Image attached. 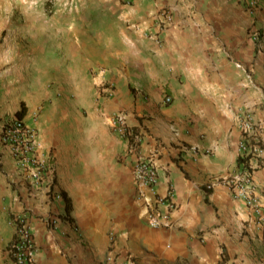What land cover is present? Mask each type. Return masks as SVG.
Masks as SVG:
<instances>
[{
  "label": "crops",
  "instance_id": "crops-1",
  "mask_svg": "<svg viewBox=\"0 0 264 264\" xmlns=\"http://www.w3.org/2000/svg\"><path fill=\"white\" fill-rule=\"evenodd\" d=\"M0 1L13 14L16 0ZM76 1V12L58 13L49 28L6 31L20 40L17 46L8 37L0 39L1 63L12 53L20 73L29 64L36 68L37 83H48L52 98L82 102L105 79L114 84L117 101L128 99L134 88L137 111L152 117L144 122L149 131L143 150L155 156L157 192L164 195L172 187L175 208L171 227L152 228L145 220L147 206L137 196L130 219L110 225L93 216L88 202L81 211L73 198L67 205L63 193H72L61 179L54 185L61 199L51 201L45 189L28 186L18 175L22 199L11 194L10 205L25 204L34 212L30 223L38 264H102L108 255L122 259L128 253L137 264H264V229L251 221L249 209L223 180L241 166L243 113L258 122L256 136L264 144V35L261 45L248 39L246 0ZM255 13L264 22V0ZM58 18L66 20L60 27ZM41 33L48 36L43 46L21 43ZM231 53L255 73V89L246 88L233 71ZM165 95L171 103L163 102ZM78 161L72 168V159H59V169L64 164L69 178L79 179L74 173L88 163ZM254 172L264 206V159ZM50 211L58 213L56 220H47ZM4 254L0 264H16Z\"/></svg>",
  "mask_w": 264,
  "mask_h": 264
},
{
  "label": "rangeland",
  "instance_id": "rangeland-1",
  "mask_svg": "<svg viewBox=\"0 0 264 264\" xmlns=\"http://www.w3.org/2000/svg\"><path fill=\"white\" fill-rule=\"evenodd\" d=\"M61 1L26 0V2L20 1L19 3V0H16L19 4L13 2L15 8L11 15L8 14V3L0 1V12L3 13L0 15V31L2 26L7 29L0 32L1 41L8 37L10 42L15 41L16 45L19 46L18 35L16 36L15 33L9 35L6 31L18 27L30 29L37 25L39 28H49L51 26L47 24L51 23L52 17L58 13L76 12L75 5L71 9L73 4L65 3L66 1L71 2V0H63L62 4ZM32 2L33 4H31ZM32 11L40 12L41 15L31 17L29 13ZM249 14L251 21L248 24L247 37L251 40L250 31L258 25L262 36L258 45H261L264 35V22L260 21L257 13L252 14L249 11ZM65 21L58 18V21H55L57 22L55 26L60 27V23ZM46 40H48L47 33H41L38 36H31L30 34L23 37L21 43L26 47L32 43L43 46L42 43H45ZM232 53L229 59L233 71L239 72L241 80L247 85H244L246 88L255 89L253 84L247 83L246 73L237 67L236 62H242L251 72L250 67ZM7 54L9 60L1 63L5 52L0 50V130L3 120L19 116L18 110L22 109L24 103L27 108L24 117L27 122L38 128L39 140L43 145V157L48 159L52 165L53 173H55L53 185L57 183L58 178L64 183L66 182L70 193H72L70 200L71 198L74 199L80 211L83 209V205L88 202L92 206L93 216L97 220L110 223V225L117 221L129 220L135 203L134 200H137L138 196V188L133 175L135 160L155 159L153 153H146L143 150L144 136L149 131L144 122L149 123L152 117L137 111L136 107L139 101L135 95V89H131L128 99H121L123 102L117 101L114 99V84L109 79H105L96 86L95 93H91L82 102L66 100L59 95L52 98L50 92L48 93L50 85L42 82L37 83L38 78L34 76L38 73L36 68H31L29 64L28 68L25 67L26 69L20 73L21 69L16 65V58L13 57L12 53ZM251 73L255 77V73L253 71ZM40 80L43 78L40 77ZM142 98L146 100V97ZM100 103L104 109H101ZM119 111L124 112L128 126L133 131L131 136H127L128 138L119 135L111 124L110 117ZM134 123H138V125ZM124 139L128 140L125 141ZM9 159L14 158L0 143V252L6 254L7 258L5 259L15 263L9 253V245L16 235V226L12 220L16 215L27 214L26 212L29 213L31 219L34 212L25 204L19 209L15 207V204L10 205L11 194H13L12 198L17 195L21 200L22 197L19 189L21 181L17 180L18 175H20L19 170L15 161L13 160L14 165L12 166ZM59 159L60 161L72 159V168L78 167V160H81L88 163L87 169L81 173H74L79 176V179H70L72 173H69L64 164H61L62 169H59ZM80 164L81 168H85L83 163ZM59 171L62 175L60 177ZM26 183L31 186L28 181ZM51 189L50 192L46 191V194L49 195L47 199L51 201L61 199L58 190L54 189L53 186ZM6 202L8 203L7 208H5ZM82 213L87 215V212L83 211ZM55 216H58V213L50 211L45 217L50 221L56 220ZM6 233L7 235H4Z\"/></svg>",
  "mask_w": 264,
  "mask_h": 264
},
{
  "label": "built area",
  "instance_id": "built-area-1",
  "mask_svg": "<svg viewBox=\"0 0 264 264\" xmlns=\"http://www.w3.org/2000/svg\"><path fill=\"white\" fill-rule=\"evenodd\" d=\"M65 3L73 4L71 9L74 5L77 6L76 0ZM259 4L260 0H246L247 8L252 14L256 12ZM261 38L260 27L257 25L251 29L250 39L258 44ZM236 65L246 73L247 83L254 85V77L247 67L242 62H236ZM110 94L112 95V92ZM163 102L171 103V96L165 95ZM126 118L123 111L116 112L110 117L115 131L123 137L133 134ZM258 127L259 124L251 113L242 114L240 122L242 138L239 145L241 166L223 180L231 188L234 197L249 209L251 221L264 229V206L254 172L260 166L261 159H264V144L256 136ZM0 143L14 158L16 167L26 182L28 181L32 187L42 188L48 192L52 190L55 173L48 159L43 157V145L39 140L36 126L27 122L25 117L6 118L1 124ZM133 169L134 179L139 187L138 196L147 206L146 223L152 228L171 227L170 213L175 208V202L172 200L173 188L170 187L164 195L158 194L159 172L153 159H136ZM218 180L209 182L208 188L213 187ZM162 206H165L166 212L160 208ZM26 213L18 214L12 220L16 226V235L9 245V253L16 264H38L37 243L30 223V215ZM111 241H114V235L111 236ZM102 264H137V261L133 254L128 253L122 259L108 255Z\"/></svg>",
  "mask_w": 264,
  "mask_h": 264
},
{
  "label": "trees",
  "instance_id": "trees-1",
  "mask_svg": "<svg viewBox=\"0 0 264 264\" xmlns=\"http://www.w3.org/2000/svg\"><path fill=\"white\" fill-rule=\"evenodd\" d=\"M26 112H27V108H26V106L23 103L22 104V109L21 110H18V114H19L20 117H24L26 115ZM239 160L241 162L242 159H239ZM63 196L66 197V199H67V205L70 206V197L66 193H63Z\"/></svg>",
  "mask_w": 264,
  "mask_h": 264
}]
</instances>
